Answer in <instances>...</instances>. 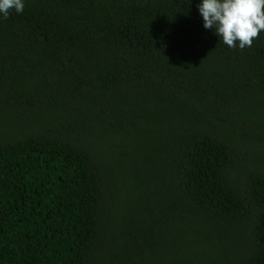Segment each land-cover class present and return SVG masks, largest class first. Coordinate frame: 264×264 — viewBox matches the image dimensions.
Masks as SVG:
<instances>
[{"label": "trees", "instance_id": "16d2710c", "mask_svg": "<svg viewBox=\"0 0 264 264\" xmlns=\"http://www.w3.org/2000/svg\"><path fill=\"white\" fill-rule=\"evenodd\" d=\"M201 2L0 14V264H264V32Z\"/></svg>", "mask_w": 264, "mask_h": 264}, {"label": "clouds", "instance_id": "9594fccd", "mask_svg": "<svg viewBox=\"0 0 264 264\" xmlns=\"http://www.w3.org/2000/svg\"><path fill=\"white\" fill-rule=\"evenodd\" d=\"M12 9L23 12V0H0V14L4 18ZM198 11L204 27L214 29L229 48L251 47L264 32V0H202Z\"/></svg>", "mask_w": 264, "mask_h": 264}]
</instances>
